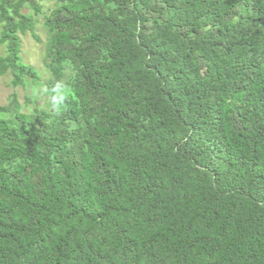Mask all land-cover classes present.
<instances>
[{
	"label": "trees",
	"instance_id": "16d2710c",
	"mask_svg": "<svg viewBox=\"0 0 264 264\" xmlns=\"http://www.w3.org/2000/svg\"><path fill=\"white\" fill-rule=\"evenodd\" d=\"M52 1L48 107L0 106V264H264V0ZM40 10L0 0L12 86Z\"/></svg>",
	"mask_w": 264,
	"mask_h": 264
},
{
	"label": "rangeland",
	"instance_id": "374dc122",
	"mask_svg": "<svg viewBox=\"0 0 264 264\" xmlns=\"http://www.w3.org/2000/svg\"><path fill=\"white\" fill-rule=\"evenodd\" d=\"M40 12L32 15L34 26L32 32L27 31L20 36V56L24 63L31 65L37 74L36 80L26 79L23 85L12 86L8 73L0 75V106L8 103L12 93L23 111H31L34 107L47 108L49 97L46 92V82L50 78L49 72L44 64V53L47 41V31L44 26V17L55 6L52 0H39ZM3 53V45L0 44V54ZM56 90V96L66 93Z\"/></svg>",
	"mask_w": 264,
	"mask_h": 264
}]
</instances>
